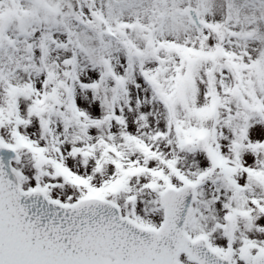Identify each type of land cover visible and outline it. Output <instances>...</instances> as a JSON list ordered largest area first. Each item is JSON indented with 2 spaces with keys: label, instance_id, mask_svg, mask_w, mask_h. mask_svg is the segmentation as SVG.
I'll return each instance as SVG.
<instances>
[{
  "label": "snow or ice",
  "instance_id": "1",
  "mask_svg": "<svg viewBox=\"0 0 264 264\" xmlns=\"http://www.w3.org/2000/svg\"><path fill=\"white\" fill-rule=\"evenodd\" d=\"M0 264H264V0H0Z\"/></svg>",
  "mask_w": 264,
  "mask_h": 264
}]
</instances>
